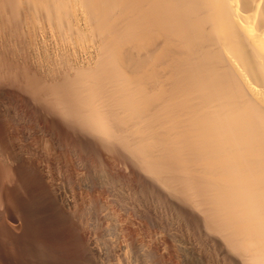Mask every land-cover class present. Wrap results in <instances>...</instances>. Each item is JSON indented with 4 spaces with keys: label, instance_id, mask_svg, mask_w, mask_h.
<instances>
[{
    "label": "bare ground",
    "instance_id": "bare-ground-1",
    "mask_svg": "<svg viewBox=\"0 0 264 264\" xmlns=\"http://www.w3.org/2000/svg\"><path fill=\"white\" fill-rule=\"evenodd\" d=\"M0 264H264V0H0Z\"/></svg>",
    "mask_w": 264,
    "mask_h": 264
}]
</instances>
